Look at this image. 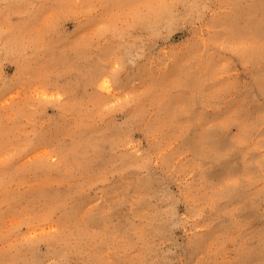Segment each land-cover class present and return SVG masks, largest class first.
I'll use <instances>...</instances> for the list:
<instances>
[{
	"label": "rangeland",
	"instance_id": "obj_1",
	"mask_svg": "<svg viewBox=\"0 0 264 264\" xmlns=\"http://www.w3.org/2000/svg\"><path fill=\"white\" fill-rule=\"evenodd\" d=\"M0 264H264V0H0Z\"/></svg>",
	"mask_w": 264,
	"mask_h": 264
}]
</instances>
